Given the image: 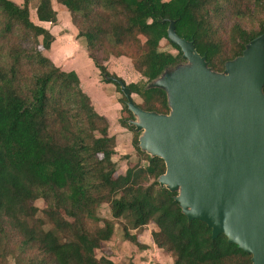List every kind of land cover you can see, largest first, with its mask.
Returning a JSON list of instances; mask_svg holds the SVG:
<instances>
[{
  "label": "trees",
  "instance_id": "16d2710c",
  "mask_svg": "<svg viewBox=\"0 0 264 264\" xmlns=\"http://www.w3.org/2000/svg\"><path fill=\"white\" fill-rule=\"evenodd\" d=\"M30 1L18 6L0 0V23H5L0 29V246L12 243L10 235L19 239V253L12 254L15 264H115L96 254L112 240L113 224L104 221L105 227L95 231L88 225V220L101 222L97 210L103 203L110 205L115 219H128L133 230L154 223L158 228L153 233L155 245L167 250L175 264H251L252 256L230 244L225 235L213 239L206 223L188 220L175 202L178 193L159 184L166 173L165 161L142 152L138 133L135 146L147 155L148 166L115 177L107 119L95 110L76 73L62 71L33 49L43 37L44 49L49 51L54 36L34 24ZM55 1L69 11L85 37L89 57L102 80L114 84L124 96L113 79L123 81L136 105L159 115L170 114L169 98L164 89L152 84L186 64L181 49L168 38L171 23L179 37L194 41L215 73H223L217 71L218 64L225 71L227 63L264 34L263 17L258 31L235 25L230 53L214 40L215 34L229 30L226 24L231 15L237 18L246 12L249 0ZM38 2L35 18L57 24L59 15L52 0ZM80 19L89 24L84 32ZM141 38L145 40L143 53L123 51L129 42ZM162 40L176 53L159 52ZM111 56L131 58L134 70L148 85L127 84L126 79L110 73L104 62ZM24 65L30 67L27 75ZM134 96H139L143 105ZM127 101L124 96L121 103L133 117ZM121 125L134 130L127 122ZM150 178L156 181L146 186ZM39 200L47 204L43 211L46 220L35 219ZM126 235L132 241L137 238Z\"/></svg>",
  "mask_w": 264,
  "mask_h": 264
},
{
  "label": "water",
  "instance_id": "95a60500",
  "mask_svg": "<svg viewBox=\"0 0 264 264\" xmlns=\"http://www.w3.org/2000/svg\"><path fill=\"white\" fill-rule=\"evenodd\" d=\"M168 38L189 62L152 84L167 92L169 115L144 111L113 79L145 131L140 148L165 161L159 184L178 193L175 202L189 221L206 223L213 239L225 235L252 256L251 264H264V34L224 73L208 67L175 23Z\"/></svg>",
  "mask_w": 264,
  "mask_h": 264
},
{
  "label": "rangeland",
  "instance_id": "374dc122",
  "mask_svg": "<svg viewBox=\"0 0 264 264\" xmlns=\"http://www.w3.org/2000/svg\"><path fill=\"white\" fill-rule=\"evenodd\" d=\"M24 5V4H23ZM58 6V5H57ZM59 7H56L55 5V10L60 13ZM246 12L237 18H234V15H231V20H227V29H229L226 32H218L214 36V40L218 41L219 43L222 44V47L227 50L228 53L231 52L232 50V45L234 42L232 41V36L236 35V31L234 29L236 24H241V26L245 29L253 30V31H258L259 30V22L260 20L264 17V0H249L247 6H246ZM69 12V11H68ZM35 16V15H34ZM32 16L31 19L34 21V24L36 26H40L43 28H50L52 29L54 25L50 24H41L39 21ZM70 17V16H69ZM71 21L73 22L72 18ZM81 23V30L84 32L87 28L86 25H89L86 23L84 20L80 19L78 20ZM55 26H58L55 25ZM5 27V23H0V29ZM76 27V26H75ZM77 28V27H76ZM234 29V30H233ZM58 31V30H57ZM79 31V30H78ZM63 33V31H61ZM71 32L65 31L64 36L70 34ZM210 39V36H208ZM3 38V37H2ZM54 41L55 42V37ZM78 38L80 39H85V37H82L81 34L79 33ZM33 38H30V41H33ZM44 38L39 37L38 39V44L33 48V45H29L30 48L36 49L45 56L48 57L46 54V50L44 49L43 43H44ZM22 41V39L17 40L16 42ZM28 41V40H27ZM73 41V40H72ZM144 44L145 40L143 38L139 39V42H129L126 47H123V51L126 53H134L136 55H139L144 52ZM9 45V44H8ZM27 46L26 48H29ZM108 48V47H107ZM88 49V48H87ZM165 51H170L173 53H176V50L170 45V43L166 40L161 41L160 49L159 52H165ZM99 57H102L98 54ZM130 56V55H128ZM228 56H231L230 54ZM126 58L117 59L114 58V56H111L110 60L108 62H104V65H106L108 71L112 74L117 75L120 78L126 79L127 83L131 82H137L141 84V86H144L147 82L143 78L142 74L136 72L133 68V62L132 59L130 60ZM188 67L189 62L186 61V64L183 65V67ZM65 69L69 70L68 65L64 67ZM127 68H130L129 73L126 74L128 71ZM24 73L27 75L30 72V67L24 65L23 66ZM217 71L223 72L221 65L216 66ZM122 70V71H120ZM100 83L103 84V86L107 85L108 83H105L101 76H99ZM99 82V81H98ZM113 88H115L114 84H111ZM148 85V83H147ZM109 89H112V93H108L107 99H104V106L110 107L111 112H115V121L114 125L110 126L109 124V137L112 138V148H113V155H112V163L114 167V172H115V177L119 176H124L129 169L137 170L139 171L142 168H146L148 166V159L147 155L148 153L144 152L147 155L140 154L135 146V134L138 133L140 135V139L143 138L145 131H138L137 127L135 126V123H139L140 120L138 117L133 116L131 117L130 114L127 113L126 106L122 104V99L123 95L119 94L120 99V104L117 107H114L115 102L113 99L114 96V89L111 86H107ZM134 100L139 104L143 105V101L139 96H134ZM93 103V102H92ZM98 106L99 103H93L94 108L96 105ZM99 107V106H98ZM121 108V111L120 109ZM102 116V115H101ZM122 122H127L130 127H132L134 130H128L126 128H121L120 124ZM109 123V122H108ZM119 135V136H118ZM100 133H96V137H100ZM151 156V155H149ZM102 158V157H101ZM107 172L109 170L105 166ZM156 180L154 178H150L146 186H149L153 184ZM35 206L40 210L39 214L35 218L36 220L45 218L43 215V211L46 210L47 204L43 200H39L35 203ZM97 216L100 218L101 222L96 223L92 222L91 220H88V225L91 227V230H99L100 228H104L105 224L104 221H109L113 224V238L111 241L106 242L102 245L100 249L96 251V254L98 258L100 257H109L111 260L115 262V264H132L131 261H133L136 257V253H138V249H141L142 246L146 247L141 243L143 241V235L145 232H147L148 235H152L153 233L158 230L155 226H153L151 223L150 225L140 229V230H133L131 227V224L128 219L126 218H119L115 219L112 216L111 210H110V205L103 203L97 210ZM46 220V218L44 219ZM48 224L47 226H49ZM52 228V226H49ZM126 234H132L135 235L137 238L135 241L130 240L128 237L129 235ZM10 237L13 239L9 240L12 243H4V245L0 246V264H15L13 253L18 254V245L19 244V239L16 240V237L13 235H10ZM139 238V240H138ZM151 239V238H150ZM14 242V243H13ZM156 249V248H155ZM159 249V248H158ZM154 250V249H153ZM145 251V249H141V252ZM155 251V250H154ZM161 256L159 257V254L156 252L151 253V255L146 256L144 259L141 258L143 261H148L151 264H175V258L168 253L167 250L161 249L160 250ZM144 254V253H142ZM145 255V254H144ZM138 259V258H137ZM136 260V259H135ZM140 260V259H138Z\"/></svg>",
  "mask_w": 264,
  "mask_h": 264
},
{
  "label": "crops",
  "instance_id": "0c3cea01",
  "mask_svg": "<svg viewBox=\"0 0 264 264\" xmlns=\"http://www.w3.org/2000/svg\"><path fill=\"white\" fill-rule=\"evenodd\" d=\"M11 1L16 3L18 6H23V4L25 3V0H11ZM52 3L54 9H55V5L56 7H59L58 9H60L59 10L60 13L58 12L59 15V19L57 22L58 26H55L57 24L39 22L41 24L54 25L52 29L48 28V30L56 39L55 42H53L51 49L49 51H46V54L55 63V65L59 67L62 71L74 72L77 74L80 80L82 90L91 98L93 103L95 102L99 103L98 105L99 107L95 104L96 105L95 110L100 115L105 117L109 122L110 126H112L114 125V121H115V116H114L115 112H111L110 111L111 108L110 107L108 108L107 106L105 107L103 102L104 99H107L108 93L106 92H110V94L112 93V89H109L107 86L112 87V85L107 84L103 86V84L100 83V79H99V76H101L100 70L95 66L94 62L89 57V52L87 49V41L78 38L79 31L71 21V15L68 12V10L61 5H58L55 0H52ZM38 5H39L38 0L30 1L29 7L31 10V15L36 16V10ZM61 31H63V33ZM65 31H69L71 33L64 36ZM122 58L129 59L127 57H121L117 59L121 60ZM67 65L69 67V70L64 68ZM127 70L128 71L126 72V74L129 73L130 68H127ZM113 89H114L113 91L115 92L113 96L114 99L113 102H115L114 107H117L120 104V99H121L119 97L120 93L117 91L116 86ZM119 109L121 111V108ZM120 126L121 128H123L121 124ZM152 225L157 228V226L154 223ZM155 232H158V230H156ZM141 236H143L142 238L143 241H141V243L146 246V247L142 246L141 249L142 250L145 249V251L141 252V249H138L137 250L138 253H136L135 255L140 260L135 258L136 260L134 259L131 262L133 264H151L148 261L141 260V258L144 259L146 256H149L151 255V253L154 252L159 254L160 257L161 249H158V247L155 245L153 237H151L152 235L150 236L147 234V232H145ZM142 253H144L145 255Z\"/></svg>",
  "mask_w": 264,
  "mask_h": 264
}]
</instances>
